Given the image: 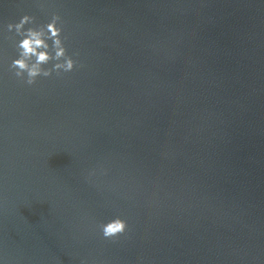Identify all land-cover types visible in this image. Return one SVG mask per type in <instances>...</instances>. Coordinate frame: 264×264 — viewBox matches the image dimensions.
Instances as JSON below:
<instances>
[{
	"label": "clouds",
	"instance_id": "1",
	"mask_svg": "<svg viewBox=\"0 0 264 264\" xmlns=\"http://www.w3.org/2000/svg\"><path fill=\"white\" fill-rule=\"evenodd\" d=\"M34 24L35 17L30 15H23L19 22L7 24L8 32L14 31L17 36L22 37L16 44L19 58L14 59L9 67L16 78L29 86L34 85L38 77L48 78L53 72L57 76L72 72L78 63L68 54L64 44L66 38H62L63 23L59 14H53L46 25L25 27ZM48 41L52 42L51 45ZM53 61L55 63L51 68L45 67ZM100 229L105 239H113L124 234L128 224L126 220L116 217L101 224ZM81 264H86V261Z\"/></svg>",
	"mask_w": 264,
	"mask_h": 264
}]
</instances>
